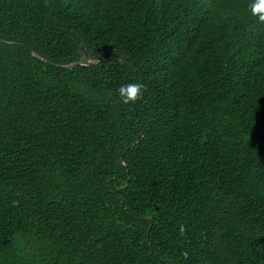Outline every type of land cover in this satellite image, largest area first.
Returning <instances> with one entry per match:
<instances>
[{
  "label": "trees",
  "instance_id": "1",
  "mask_svg": "<svg viewBox=\"0 0 264 264\" xmlns=\"http://www.w3.org/2000/svg\"><path fill=\"white\" fill-rule=\"evenodd\" d=\"M251 2L0 0V264H264Z\"/></svg>",
  "mask_w": 264,
  "mask_h": 264
},
{
  "label": "clouds",
  "instance_id": "2",
  "mask_svg": "<svg viewBox=\"0 0 264 264\" xmlns=\"http://www.w3.org/2000/svg\"><path fill=\"white\" fill-rule=\"evenodd\" d=\"M250 16L255 19L257 25H264V0H252L248 5ZM118 94L122 102L126 105L135 104L144 97L145 89L140 83H129L121 85L118 89ZM185 229L181 227V234ZM186 256L187 253H184Z\"/></svg>",
  "mask_w": 264,
  "mask_h": 264
},
{
  "label": "water",
  "instance_id": "3",
  "mask_svg": "<svg viewBox=\"0 0 264 264\" xmlns=\"http://www.w3.org/2000/svg\"><path fill=\"white\" fill-rule=\"evenodd\" d=\"M32 54H33L34 57L45 61L39 53L33 51ZM99 62H100L99 60H85V61L75 62V63H71V64H66V65H57V67L61 68V69H73V68H75L77 66H88V67H90V66L98 64ZM137 142H138V140L134 143V145ZM122 164L124 166H126V163L124 162L123 158H122Z\"/></svg>",
  "mask_w": 264,
  "mask_h": 264
}]
</instances>
